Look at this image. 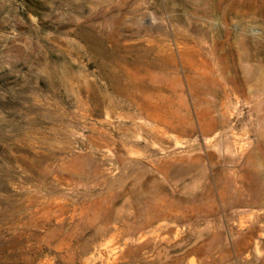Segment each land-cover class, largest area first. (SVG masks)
<instances>
[{
	"label": "rangeland",
	"instance_id": "obj_1",
	"mask_svg": "<svg viewBox=\"0 0 264 264\" xmlns=\"http://www.w3.org/2000/svg\"><path fill=\"white\" fill-rule=\"evenodd\" d=\"M180 2L0 0V264H207L208 226L237 228L176 221V187L159 210L108 194L144 173L147 148L183 155L221 120L223 137L242 122L262 137L264 44L236 38L264 39V0H221L230 26ZM222 165L204 168L201 214ZM156 212L168 217L130 225ZM231 240L216 238L213 264H256L221 252Z\"/></svg>",
	"mask_w": 264,
	"mask_h": 264
},
{
	"label": "crops",
	"instance_id": "obj_2",
	"mask_svg": "<svg viewBox=\"0 0 264 264\" xmlns=\"http://www.w3.org/2000/svg\"><path fill=\"white\" fill-rule=\"evenodd\" d=\"M224 129V122L221 120V129L217 136L206 133L192 138L191 148L183 155L160 154L158 151H151L150 148H147L146 160L140 162L132 159L130 165V169L133 168L136 160L141 166H145L144 173L137 171L128 178L129 183L126 184L128 190L125 186H113L111 189H107L108 194L126 193L129 195V200H134L137 203L135 206L129 202L123 203L121 204L122 210L125 209L123 208L125 204L142 211L159 210V204L168 202V197H173L168 188L176 187L178 190L175 199L177 217L174 218L176 221L183 220L185 217L194 222L208 220L237 224L236 229L229 226L226 230H220L215 225L208 226L209 239L206 242L205 251L206 259L211 260H206L207 264H213L214 257H211L210 254L213 256L218 252L219 248L214 242L220 234L233 239L228 245H222L221 252L236 255L248 253L256 257V264H264V125L260 126L262 137L259 138L254 135L256 128L252 127L251 129L247 123L242 122L241 130L233 131L232 136L228 138L221 134ZM247 131L251 133L250 137L245 136ZM227 144L228 152L231 154L227 158L232 161L233 166L225 168L222 164L227 159L225 157ZM242 145H245V149L240 150ZM122 162L124 163V161ZM212 163L222 165V167H217V173L223 174L224 177L215 179L214 188L217 190L215 202L208 203L213 204L214 212L209 211L201 214L199 205L202 198L200 190L203 185V172L204 168L212 167ZM127 177L128 174L122 176V178ZM212 196L209 195L210 198ZM147 202L153 203V205L146 206L144 203ZM216 207L222 209L223 212L217 213ZM185 213L186 215H184ZM165 217L158 212L150 217L140 213L135 216L130 225L147 221L148 223L143 226L146 227L151 225L152 220H160ZM240 223L247 225L240 227Z\"/></svg>",
	"mask_w": 264,
	"mask_h": 264
},
{
	"label": "bare ground",
	"instance_id": "obj_3",
	"mask_svg": "<svg viewBox=\"0 0 264 264\" xmlns=\"http://www.w3.org/2000/svg\"><path fill=\"white\" fill-rule=\"evenodd\" d=\"M180 1L185 11H189V10L192 11L191 12L192 21L197 22L200 20V21H204L205 23L209 24L211 21L215 19H223L224 24H227L230 26L232 23L227 13H225L224 11L220 9V4L222 3L221 0L220 1L218 0H180ZM260 17L261 16H257L255 12H253L251 14L250 19L251 21L252 20L256 21ZM248 22L250 21L243 19L241 20V22H239V25L242 28L246 29L247 26L249 25ZM226 39H231V38H226ZM236 39H237L236 41H246L250 43L254 42L258 44H264L263 38H255L254 36H250V35H242V37H239ZM83 175L84 176L88 175L86 170L83 171Z\"/></svg>",
	"mask_w": 264,
	"mask_h": 264
},
{
	"label": "built area",
	"instance_id": "obj_4",
	"mask_svg": "<svg viewBox=\"0 0 264 264\" xmlns=\"http://www.w3.org/2000/svg\"><path fill=\"white\" fill-rule=\"evenodd\" d=\"M238 109H239L238 111H241V110H242V109H241V107H240V108H238ZM243 113H245V112L243 111V112H242V114H243Z\"/></svg>",
	"mask_w": 264,
	"mask_h": 264
}]
</instances>
